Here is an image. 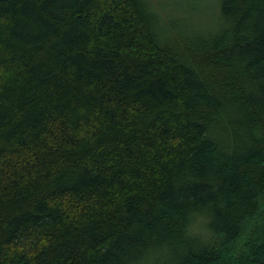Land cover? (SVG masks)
<instances>
[{
    "label": "trees",
    "instance_id": "1",
    "mask_svg": "<svg viewBox=\"0 0 264 264\" xmlns=\"http://www.w3.org/2000/svg\"><path fill=\"white\" fill-rule=\"evenodd\" d=\"M0 0V264H264V0Z\"/></svg>",
    "mask_w": 264,
    "mask_h": 264
},
{
    "label": "rangeland",
    "instance_id": "2",
    "mask_svg": "<svg viewBox=\"0 0 264 264\" xmlns=\"http://www.w3.org/2000/svg\"><path fill=\"white\" fill-rule=\"evenodd\" d=\"M160 3V7L163 6L167 10L172 9L173 7L178 6L177 11L183 10L182 7H180L183 2L176 3L177 0H156ZM214 0H198L196 4H194L190 11L192 16H190L187 20L190 21H196L198 23L204 24L206 21V16L209 12H211L209 4L213 2Z\"/></svg>",
    "mask_w": 264,
    "mask_h": 264
}]
</instances>
